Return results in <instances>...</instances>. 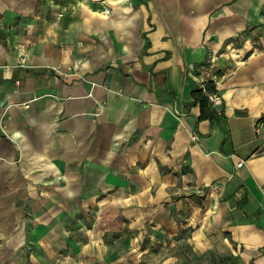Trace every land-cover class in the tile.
<instances>
[{"label": "crops", "instance_id": "crops-1", "mask_svg": "<svg viewBox=\"0 0 264 264\" xmlns=\"http://www.w3.org/2000/svg\"><path fill=\"white\" fill-rule=\"evenodd\" d=\"M0 264H264V0H0Z\"/></svg>", "mask_w": 264, "mask_h": 264}, {"label": "trees", "instance_id": "trees-1", "mask_svg": "<svg viewBox=\"0 0 264 264\" xmlns=\"http://www.w3.org/2000/svg\"><path fill=\"white\" fill-rule=\"evenodd\" d=\"M216 87L213 82H207L202 88L196 87L192 92L194 103L199 105L201 113L199 119L215 120L218 117L217 111L213 108L209 96L216 94Z\"/></svg>", "mask_w": 264, "mask_h": 264}, {"label": "built area", "instance_id": "built-area-1", "mask_svg": "<svg viewBox=\"0 0 264 264\" xmlns=\"http://www.w3.org/2000/svg\"><path fill=\"white\" fill-rule=\"evenodd\" d=\"M104 12L105 13H108L109 12L108 8H104ZM209 98H210V101H211V103H212L213 106H218V105L221 104V101L219 100V98H217V97H215L213 95H210ZM191 137H192V139L194 141H197L198 140V136H196L195 134H192Z\"/></svg>", "mask_w": 264, "mask_h": 264}]
</instances>
